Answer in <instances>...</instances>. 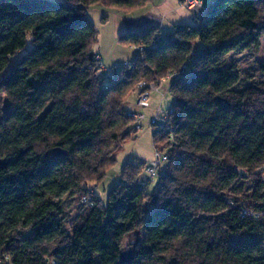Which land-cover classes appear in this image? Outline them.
<instances>
[{
  "label": "trees",
  "instance_id": "obj_1",
  "mask_svg": "<svg viewBox=\"0 0 264 264\" xmlns=\"http://www.w3.org/2000/svg\"><path fill=\"white\" fill-rule=\"evenodd\" d=\"M150 2L0 0V264H264V64L257 80L227 60L261 48L264 0H213L163 38L129 32L134 68L105 76L89 11ZM168 77L157 183L126 164L101 201L88 188L139 133L129 97ZM89 194L68 229L64 198Z\"/></svg>",
  "mask_w": 264,
  "mask_h": 264
},
{
  "label": "rangeland",
  "instance_id": "obj_2",
  "mask_svg": "<svg viewBox=\"0 0 264 264\" xmlns=\"http://www.w3.org/2000/svg\"><path fill=\"white\" fill-rule=\"evenodd\" d=\"M54 2L60 3L64 0H52ZM98 7V6H94ZM94 8H91L89 11V16L92 21L97 26L99 32V39L95 47V52L101 55L103 59V64L108 68L115 67V62L119 63L116 69H119L125 63H131L134 61L138 55V52L133 51L132 46L127 45L120 41V37L114 38L111 31L113 28H116V24L112 21L106 28L102 24L103 15L94 11ZM197 14V13H196ZM111 30V31H110ZM261 48L253 56L243 54L242 56L231 55L227 58L229 63L236 62L240 71L244 72L247 76H251L260 80V76L257 67L259 64H264V38L261 40ZM137 50V49H136ZM140 50V49H139ZM127 69H132L129 66H126ZM107 69L105 66L102 69V73L105 74ZM113 75V74H112ZM111 75V76H112ZM165 81V82H164ZM162 85L159 92H154L151 95V100L149 107L141 109L138 106L139 96H140V84H138L135 92L132 93V96L129 98V103H131L133 98H136V107L137 112H131L133 114L139 113L145 116L144 123L142 124V130L137 135H134L132 139L125 142L122 150L118 153L117 163L108 171L106 180L100 184H91L88 188L92 194H97L98 198L101 201H105L109 192L113 189L114 186L123 183V168L126 164H137L140 166H145L143 170L142 177L144 180H152V183L149 187L154 188V184L158 181V173L162 170H157L155 177L149 176L145 173L146 167L151 165L155 158V145L153 142L154 129L152 127V122L155 114L158 111L166 112L172 108L174 104V97L170 93L171 80L165 78L161 81ZM160 87V86H158ZM135 122L137 119H134ZM139 121V120H138ZM136 122V124L138 123ZM160 134V133H159ZM164 135V134H163ZM254 186L251 181L248 180L245 184V192L252 194L254 192ZM82 198L81 200L75 198H64V214L67 217L68 229L70 223L73 222L76 217L79 215L80 210L82 209ZM85 208V207H84ZM87 208V207H86Z\"/></svg>",
  "mask_w": 264,
  "mask_h": 264
},
{
  "label": "crops",
  "instance_id": "obj_3",
  "mask_svg": "<svg viewBox=\"0 0 264 264\" xmlns=\"http://www.w3.org/2000/svg\"><path fill=\"white\" fill-rule=\"evenodd\" d=\"M211 1L213 0H201L203 6L197 14L185 8L183 5L184 0H151L150 4L144 8L128 11L95 7L93 12L98 11L103 15L101 20L104 28H106L112 21L115 22L116 28H113V31L110 30L114 38L120 37L121 39L124 35L129 34V32L138 31L145 26H152L160 29L161 35L159 38H163L164 34L173 32L175 27L184 26L185 24L194 25L196 23V15L203 14L204 11L207 10V6ZM132 48L133 51L137 52L135 47ZM103 63L102 59V64ZM119 63L115 62V67H117ZM126 64L129 63H125V65ZM104 66L107 70L115 69V67L107 68L106 65ZM131 101L132 102L129 105L130 112H137V99L133 98Z\"/></svg>",
  "mask_w": 264,
  "mask_h": 264
},
{
  "label": "built area",
  "instance_id": "obj_4",
  "mask_svg": "<svg viewBox=\"0 0 264 264\" xmlns=\"http://www.w3.org/2000/svg\"><path fill=\"white\" fill-rule=\"evenodd\" d=\"M183 5L185 8L191 12H194L195 14L199 12V10L202 8L203 4H201V0H184ZM142 48L139 50L141 51ZM125 66H129L132 69L134 68V64H126ZM113 70H107L105 73V76H108L109 74H112ZM168 80H172L171 78H166ZM165 82V81H164ZM163 82H161L162 84ZM160 86V87H158ZM162 85H147L145 82H142L140 84V98L138 101V106L143 109L149 107L151 95L154 92H159ZM172 110H168L166 112L158 111L155 116L154 120L152 122V127L155 132H158L160 134H166L169 130L166 127V124L169 121V117L172 114ZM134 119H137L138 123L136 124V130L141 132L142 130V124L144 123L145 116L142 114H133ZM136 121V122H137ZM155 158L151 165H148L146 167L145 173H147L151 177H155L157 170L161 167H164L166 163L168 162L167 155L159 148H155ZM152 180H144L143 178H139L137 180V185L141 188L146 187L147 183L150 184ZM93 196L92 194L86 195L82 198L83 206L86 208L91 207L93 205ZM50 264H57L56 261H52Z\"/></svg>",
  "mask_w": 264,
  "mask_h": 264
},
{
  "label": "water",
  "instance_id": "obj_5",
  "mask_svg": "<svg viewBox=\"0 0 264 264\" xmlns=\"http://www.w3.org/2000/svg\"><path fill=\"white\" fill-rule=\"evenodd\" d=\"M127 73L130 74V73H131V70L128 71ZM3 163H4V162H3ZM122 256H123V260H124L125 262L130 261V260L132 259V252H131V251L124 252V253L122 254Z\"/></svg>",
  "mask_w": 264,
  "mask_h": 264
}]
</instances>
